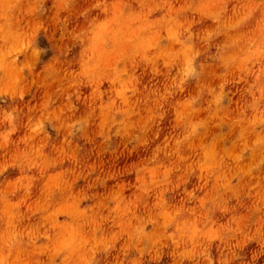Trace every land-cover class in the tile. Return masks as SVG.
Instances as JSON below:
<instances>
[{
  "label": "rangeland",
  "instance_id": "rangeland-1",
  "mask_svg": "<svg viewBox=\"0 0 264 264\" xmlns=\"http://www.w3.org/2000/svg\"><path fill=\"white\" fill-rule=\"evenodd\" d=\"M0 264H264V0H0Z\"/></svg>",
  "mask_w": 264,
  "mask_h": 264
}]
</instances>
